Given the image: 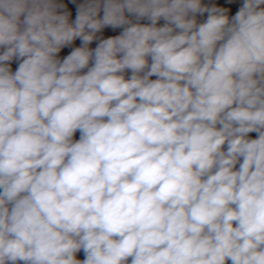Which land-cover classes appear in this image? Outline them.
Masks as SVG:
<instances>
[{
    "label": "clouds",
    "instance_id": "1",
    "mask_svg": "<svg viewBox=\"0 0 264 264\" xmlns=\"http://www.w3.org/2000/svg\"><path fill=\"white\" fill-rule=\"evenodd\" d=\"M262 6L0 0V264H264Z\"/></svg>",
    "mask_w": 264,
    "mask_h": 264
},
{
    "label": "trees",
    "instance_id": "2",
    "mask_svg": "<svg viewBox=\"0 0 264 264\" xmlns=\"http://www.w3.org/2000/svg\"><path fill=\"white\" fill-rule=\"evenodd\" d=\"M78 2H82V0H78ZM242 2H243V0H235V3H236V5H237V7H238L239 5H241ZM262 7H264V6H262ZM71 10H72L73 15H74V14H75V9H74V7H73ZM235 10H236V9L233 8V12H232V14H234ZM141 22L143 23V22H145V21H141ZM160 23L162 24L163 21H161ZM119 31H120L119 29L116 30V32H112L111 30H106V32H107L108 35H115V34H118ZM93 46H94V45H93ZM74 138H75V139H78V138H79V133H78V132H77V134L75 135Z\"/></svg>",
    "mask_w": 264,
    "mask_h": 264
},
{
    "label": "built area",
    "instance_id": "3",
    "mask_svg": "<svg viewBox=\"0 0 264 264\" xmlns=\"http://www.w3.org/2000/svg\"><path fill=\"white\" fill-rule=\"evenodd\" d=\"M255 135H256L255 133L250 134V136L253 138L255 137Z\"/></svg>",
    "mask_w": 264,
    "mask_h": 264
}]
</instances>
